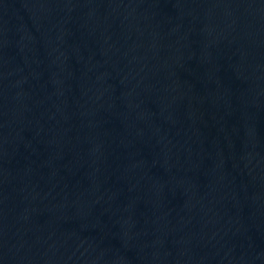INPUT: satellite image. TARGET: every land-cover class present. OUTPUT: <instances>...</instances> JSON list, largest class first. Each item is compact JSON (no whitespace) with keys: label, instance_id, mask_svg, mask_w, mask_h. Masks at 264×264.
<instances>
[{"label":"water","instance_id":"1","mask_svg":"<svg viewBox=\"0 0 264 264\" xmlns=\"http://www.w3.org/2000/svg\"><path fill=\"white\" fill-rule=\"evenodd\" d=\"M0 264H264V0H0Z\"/></svg>","mask_w":264,"mask_h":264}]
</instances>
